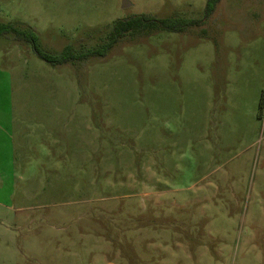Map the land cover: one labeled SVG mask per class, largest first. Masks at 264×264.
<instances>
[{"label": "rangeland", "instance_id": "374dc122", "mask_svg": "<svg viewBox=\"0 0 264 264\" xmlns=\"http://www.w3.org/2000/svg\"><path fill=\"white\" fill-rule=\"evenodd\" d=\"M123 1L0 0V22L58 55L134 15L203 20L207 2ZM6 118L0 264H264V0L72 65L0 39Z\"/></svg>", "mask_w": 264, "mask_h": 264}, {"label": "trees", "instance_id": "16d2710c", "mask_svg": "<svg viewBox=\"0 0 264 264\" xmlns=\"http://www.w3.org/2000/svg\"><path fill=\"white\" fill-rule=\"evenodd\" d=\"M221 0H207L203 20L185 18L161 19L153 15H134L116 20L110 31L99 45L90 49L76 50L67 45L60 54L43 52L39 47L37 33L29 26L0 22V39L12 38L14 42L32 46L36 55L51 66H62L86 62L92 58H106L110 51L127 37L151 36L157 32L184 33L193 27H200L202 22L211 17ZM262 106V105H261Z\"/></svg>", "mask_w": 264, "mask_h": 264}, {"label": "crops", "instance_id": "0c3cea01", "mask_svg": "<svg viewBox=\"0 0 264 264\" xmlns=\"http://www.w3.org/2000/svg\"><path fill=\"white\" fill-rule=\"evenodd\" d=\"M4 121H5V123H4ZM11 124H12V122H11V120H9L8 118H6L5 120L3 119V120H1V126H0V128L1 129H4V127L6 128V130H9V127L11 126ZM10 130H11V128H10ZM7 143L9 144V145H11L12 144V139H11V137H10V139L8 140L7 139ZM12 154V153H11ZM0 157L2 158V152H0Z\"/></svg>", "mask_w": 264, "mask_h": 264}, {"label": "water", "instance_id": "95a60500", "mask_svg": "<svg viewBox=\"0 0 264 264\" xmlns=\"http://www.w3.org/2000/svg\"><path fill=\"white\" fill-rule=\"evenodd\" d=\"M129 6H130V4L128 3V1L127 0H124L123 1V8H127Z\"/></svg>", "mask_w": 264, "mask_h": 264}]
</instances>
